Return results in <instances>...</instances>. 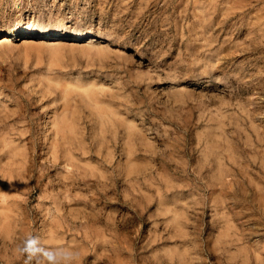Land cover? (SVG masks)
<instances>
[{"label": "rangeland", "instance_id": "rangeland-1", "mask_svg": "<svg viewBox=\"0 0 264 264\" xmlns=\"http://www.w3.org/2000/svg\"><path fill=\"white\" fill-rule=\"evenodd\" d=\"M29 235L264 264V0H0V264Z\"/></svg>", "mask_w": 264, "mask_h": 264}, {"label": "clouds", "instance_id": "clouds-1", "mask_svg": "<svg viewBox=\"0 0 264 264\" xmlns=\"http://www.w3.org/2000/svg\"><path fill=\"white\" fill-rule=\"evenodd\" d=\"M23 264H78L79 253L68 247H49L37 235H29L17 248Z\"/></svg>", "mask_w": 264, "mask_h": 264}, {"label": "bare ground", "instance_id": "bare-ground-1", "mask_svg": "<svg viewBox=\"0 0 264 264\" xmlns=\"http://www.w3.org/2000/svg\"><path fill=\"white\" fill-rule=\"evenodd\" d=\"M18 28V27H17ZM23 30H25V29H23ZM54 30V29H53ZM58 31V30H57ZM10 32V31H9ZM42 32V31H41ZM49 32V31H48ZM74 32H77V31H74ZM80 33V32H79ZM83 33V32H82Z\"/></svg>", "mask_w": 264, "mask_h": 264}]
</instances>
